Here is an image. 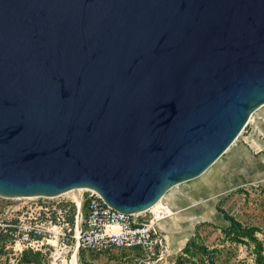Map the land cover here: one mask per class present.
<instances>
[{"label":"water","instance_id":"1","mask_svg":"<svg viewBox=\"0 0 264 264\" xmlns=\"http://www.w3.org/2000/svg\"><path fill=\"white\" fill-rule=\"evenodd\" d=\"M263 106L264 0H0L2 198L147 211Z\"/></svg>","mask_w":264,"mask_h":264},{"label":"rangeland","instance_id":"2","mask_svg":"<svg viewBox=\"0 0 264 264\" xmlns=\"http://www.w3.org/2000/svg\"><path fill=\"white\" fill-rule=\"evenodd\" d=\"M260 111L264 113V106ZM254 119L204 175L170 189L165 197L169 205L161 200L151 208L167 242L163 259L148 261L138 248L75 254L52 239L36 252H19L2 242L0 264H264V177L250 180L245 171L252 159L249 152L258 159L264 156V115L255 114ZM15 202L0 197V206ZM224 214L250 235L230 233Z\"/></svg>","mask_w":264,"mask_h":264},{"label":"built area","instance_id":"3","mask_svg":"<svg viewBox=\"0 0 264 264\" xmlns=\"http://www.w3.org/2000/svg\"><path fill=\"white\" fill-rule=\"evenodd\" d=\"M254 115L242 131L253 124ZM14 199L15 203L0 206V243L19 252L42 251L52 239L60 249H72L75 254L79 250L138 248L148 261H158L168 252L160 220L151 208L121 212L92 189H82L79 201L65 194Z\"/></svg>","mask_w":264,"mask_h":264},{"label":"crops","instance_id":"4","mask_svg":"<svg viewBox=\"0 0 264 264\" xmlns=\"http://www.w3.org/2000/svg\"><path fill=\"white\" fill-rule=\"evenodd\" d=\"M255 114H257L259 116V115L263 114V112L258 110V111L255 112ZM253 134H251L250 137H252ZM263 138H264V136H263ZM263 155H264V148H263ZM252 156L254 158L252 157V159H249L250 162H248L247 168L245 170L246 173L248 174L247 177H249L250 180L251 179L260 178V177H264V168H263V166H264V156L263 157L260 156L259 159H258V157L256 158L254 154H252ZM248 157H250V155ZM243 170H244V168L242 169V171ZM237 177H239V176L237 175ZM165 197H167V193L163 197L164 199H162V202H165L166 204H168L169 202L165 201Z\"/></svg>","mask_w":264,"mask_h":264},{"label":"trees","instance_id":"5","mask_svg":"<svg viewBox=\"0 0 264 264\" xmlns=\"http://www.w3.org/2000/svg\"><path fill=\"white\" fill-rule=\"evenodd\" d=\"M225 215V218L230 222V226H229V232H240V231H243L242 234L244 235H250V233L248 231H246V229L242 228L241 225L232 217H230L229 215L227 214H224ZM202 250L205 251V249L202 247Z\"/></svg>","mask_w":264,"mask_h":264},{"label":"bare ground","instance_id":"6","mask_svg":"<svg viewBox=\"0 0 264 264\" xmlns=\"http://www.w3.org/2000/svg\"><path fill=\"white\" fill-rule=\"evenodd\" d=\"M252 117V116H251ZM82 189H71V190H69V191H67V192H65L64 194L65 195H69V196H71L72 198H74V199H76L77 201H79V192L81 191ZM158 203V202H157ZM156 203V204H157ZM155 204V205H156ZM152 208V207H151ZM73 264H74V261L72 262Z\"/></svg>","mask_w":264,"mask_h":264}]
</instances>
